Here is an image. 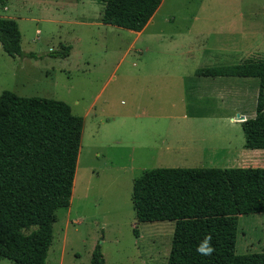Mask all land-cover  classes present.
<instances>
[{
    "label": "rangeland",
    "instance_id": "rangeland-1",
    "mask_svg": "<svg viewBox=\"0 0 264 264\" xmlns=\"http://www.w3.org/2000/svg\"><path fill=\"white\" fill-rule=\"evenodd\" d=\"M103 4L0 0L23 52L11 57L0 44V95L62 100L84 117L70 204L56 211L45 264H89L96 244L104 264H166L174 221L137 222L133 181L157 167L264 166L236 118L254 116L259 78L194 74L264 60V0H161L139 33L104 24ZM62 45L67 57L50 56ZM163 133L195 143L163 149ZM142 139L150 145L137 147ZM260 251L264 212L239 215L235 252Z\"/></svg>",
    "mask_w": 264,
    "mask_h": 264
},
{
    "label": "trees",
    "instance_id": "trees-1",
    "mask_svg": "<svg viewBox=\"0 0 264 264\" xmlns=\"http://www.w3.org/2000/svg\"><path fill=\"white\" fill-rule=\"evenodd\" d=\"M161 0H104V24L140 32ZM0 44L23 55L16 20L0 17ZM70 45L52 50L65 58ZM34 57V53H28ZM199 77L259 78L253 117L241 121L245 147L264 149V60L196 68ZM84 117L58 99L0 95V259L45 264L56 211L68 207ZM137 222L174 221L166 264H264V251L235 252L238 216L264 212V166L157 167L134 179ZM211 235V255L197 253ZM96 244L89 264H104Z\"/></svg>",
    "mask_w": 264,
    "mask_h": 264
},
{
    "label": "crops",
    "instance_id": "crops-1",
    "mask_svg": "<svg viewBox=\"0 0 264 264\" xmlns=\"http://www.w3.org/2000/svg\"><path fill=\"white\" fill-rule=\"evenodd\" d=\"M158 9H159V7H158ZM157 9V10H158ZM156 10V11H157ZM154 14H156V12L154 13ZM153 18H154V15L152 16V18L150 19V21L148 22V23H150V22H152V20H153ZM147 23V24H148ZM144 29V28H143ZM142 29V30H143ZM139 33V32H138ZM203 78H206V77H203ZM214 77H211V79H213ZM216 78V77H215ZM247 78H252V77H247ZM212 81H217V80H212ZM217 83V82H216ZM244 117H245V119H246V116L245 115H243ZM167 117H172V116H167ZM192 117L193 116H190L189 114H183L180 118H191L192 119ZM196 117H202V116H196ZM230 120L231 121H233L234 120V117L233 116H231L230 117ZM101 122H103V120L101 121ZM186 136H188L187 134H186ZM181 139V137L179 136V134H177V135H171L170 133H163V135H161L160 136V140H159V143H156L155 145L158 147H161V148H163V149H170V148H174V147H179V146H189V145H191V144H193V143H195V141H192V142H188V141H185V140H182ZM138 141V143H137V147H139V148H146V147H148L147 145H150L146 140H144L143 141V139L142 140H137ZM147 144V145H146ZM211 168V167H210Z\"/></svg>",
    "mask_w": 264,
    "mask_h": 264
},
{
    "label": "clouds",
    "instance_id": "clouds-1",
    "mask_svg": "<svg viewBox=\"0 0 264 264\" xmlns=\"http://www.w3.org/2000/svg\"><path fill=\"white\" fill-rule=\"evenodd\" d=\"M211 235H206L205 238L198 244L197 253L201 255H211L214 251L211 246Z\"/></svg>",
    "mask_w": 264,
    "mask_h": 264
},
{
    "label": "water",
    "instance_id": "water-1",
    "mask_svg": "<svg viewBox=\"0 0 264 264\" xmlns=\"http://www.w3.org/2000/svg\"><path fill=\"white\" fill-rule=\"evenodd\" d=\"M236 118L240 119V120H244L245 119V117L243 115H239V114H237Z\"/></svg>",
    "mask_w": 264,
    "mask_h": 264
}]
</instances>
